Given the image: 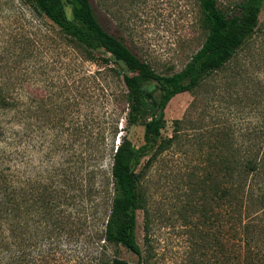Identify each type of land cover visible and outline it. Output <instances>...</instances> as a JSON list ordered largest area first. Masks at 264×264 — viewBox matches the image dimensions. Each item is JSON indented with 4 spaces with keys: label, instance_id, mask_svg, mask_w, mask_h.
I'll return each mask as SVG.
<instances>
[{
    "label": "trees",
    "instance_id": "16d2710c",
    "mask_svg": "<svg viewBox=\"0 0 264 264\" xmlns=\"http://www.w3.org/2000/svg\"><path fill=\"white\" fill-rule=\"evenodd\" d=\"M195 2L200 25L207 31L206 39L181 71L164 75L149 61H141L130 48L126 43L130 39L128 26L118 11L102 0H98L97 7L92 0H29L31 11L40 19L34 37L40 44L62 37L91 60L98 59L94 53L98 51L102 63L123 64L125 90L117 95L120 115H125L129 125L150 116L144 123V143L139 147L120 134L119 143L113 142L107 152L108 137L104 133L96 136L97 156H101V162H96L101 166V196L96 187L100 170L97 173L90 167L92 152L87 154L88 164L79 179L82 167L73 170L65 163L34 173L30 164L24 167L22 146L28 152L36 135V99L31 86L37 68L32 63L42 57L44 45L25 52L24 44L21 48L17 40L11 42L10 33L0 46V264H144L118 255L119 247L143 254L137 239L138 211L147 218L148 207L141 191L139 167L171 148L185 122L192 129L207 127L214 134L213 141L208 136L209 151L203 159L206 164L198 181L201 195L196 205L202 223L200 242H205L210 251L206 264H264V93L245 91L244 98L234 86L235 80H229L226 89L214 88L205 103L194 97L186 116L175 120V135L162 136L170 101L184 92L195 94L209 77L225 68L257 32L264 0H239L233 13L221 8L218 0ZM100 14L123 35L108 29ZM47 22L50 28L44 29ZM137 64L140 66L134 73L126 71ZM151 84L156 86L152 88ZM217 97H232L230 106L237 105L228 110L227 125L220 126V117L212 114L208 119L210 102H216ZM238 111L245 118L252 116L247 127L238 128L229 119ZM116 128L113 140L119 133L118 124ZM24 154L28 160L29 153ZM77 188L80 195L74 191ZM96 196L101 197L105 209L100 213L95 208L100 229L93 235L89 231L91 209L100 205V201L94 204ZM84 248L92 249V257L83 262L87 258L80 253ZM204 260L200 259L201 264Z\"/></svg>",
    "mask_w": 264,
    "mask_h": 264
},
{
    "label": "rangeland",
    "instance_id": "374dc122",
    "mask_svg": "<svg viewBox=\"0 0 264 264\" xmlns=\"http://www.w3.org/2000/svg\"><path fill=\"white\" fill-rule=\"evenodd\" d=\"M238 1L218 0V3L225 11L233 13ZM92 2L97 7L98 0ZM102 2L118 11L124 24L128 26L130 39L127 38L126 43L130 48L141 61H149L161 74L171 75L181 71L206 39L207 31L200 25L199 7L195 0ZM67 11L71 15L70 7ZM100 17L108 29L119 36L123 35L122 30L116 28L108 18L102 14ZM39 22L40 19L31 11L29 0H0V46L9 39L10 33L13 35L11 42L17 40L21 48L24 44L25 52L30 47L44 45L42 57L32 63V67L37 68L35 84L31 86L34 101L36 99V135L28 152L22 146V151L27 155L29 153L28 160L24 152L22 153V162L24 161V167L27 163L30 164L34 173L60 163H65L73 170L75 167L78 170L82 167L81 174H77L79 179L84 175L88 164L87 154L92 152L90 167L98 173L101 166L96 162H101V156H97L99 144L96 136L104 133L108 137L107 152L113 142L119 143L120 134L127 135L139 147L144 143V123L150 114L142 117L138 124L129 125L125 115H120V103L117 99L118 93L125 90L121 69L123 64L115 61L102 63L101 53L98 51H94L98 59L91 60L81 48L73 47L71 42L62 37L52 43L47 41L40 44V40L34 38ZM48 23H44V29L49 27ZM139 66L137 64L132 69L126 68V71L134 73ZM224 67L209 77L195 94L184 92L170 101L165 110L166 127L162 130L163 137L175 135L174 122L186 116L194 97H200L205 103L214 88L226 89L229 80H235L234 86L244 98L245 91L264 93V8L260 14L257 32ZM236 73L237 77L233 76ZM150 86L154 88L156 85ZM159 93L158 90L156 94ZM217 98L216 102H210L208 119L212 114L220 117L217 121L220 126L227 125L228 110L237 105L230 106L232 97ZM237 113L236 117L230 116L229 119L238 128L247 127L249 120L253 119L252 116L245 118L243 113V116L241 112ZM192 116L198 117V114L193 113ZM117 124L119 133L113 140ZM191 127V124L185 122L171 148L149 164L144 166L143 162L139 167L141 191L146 196L148 207L147 218L143 211H138L137 239L143 254L140 256L125 247H119L118 255L121 258L132 263L143 261L144 264H201L200 259L204 257L205 264L210 261L207 244L202 242L205 244L204 248L200 242L198 231L202 223L196 205L199 204L201 195L198 181L202 167L206 164L203 159L209 151L207 146L210 139L213 141L214 134L212 131L210 134L207 127L198 130ZM44 132L47 133V140L44 139ZM86 135H90V147L87 146ZM109 157L106 153L108 164L111 162ZM99 172L96 187H99L100 193L101 170ZM74 191L81 194L80 188ZM100 196L94 199V204L100 201V205H93L91 209L93 221L89 231L93 235L100 229V224L97 223L99 213L95 212V208H99L100 213H104L105 209V206H101ZM92 243L97 244L95 239H92ZM91 250L84 248L80 252L87 255L83 262L92 257Z\"/></svg>",
    "mask_w": 264,
    "mask_h": 264
}]
</instances>
